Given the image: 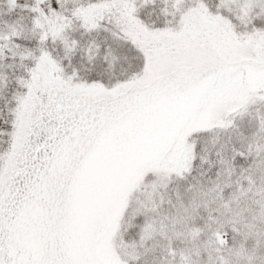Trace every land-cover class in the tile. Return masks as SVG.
Here are the masks:
<instances>
[{
	"label": "snow or ice",
	"instance_id": "snow-or-ice-1",
	"mask_svg": "<svg viewBox=\"0 0 264 264\" xmlns=\"http://www.w3.org/2000/svg\"><path fill=\"white\" fill-rule=\"evenodd\" d=\"M0 264H264V0H0Z\"/></svg>",
	"mask_w": 264,
	"mask_h": 264
}]
</instances>
